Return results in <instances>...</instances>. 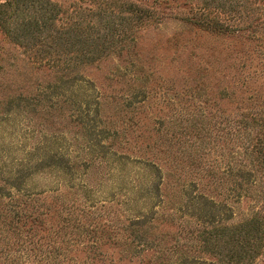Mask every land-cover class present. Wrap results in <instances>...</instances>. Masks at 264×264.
<instances>
[{"label": "rangeland", "instance_id": "obj_1", "mask_svg": "<svg viewBox=\"0 0 264 264\" xmlns=\"http://www.w3.org/2000/svg\"><path fill=\"white\" fill-rule=\"evenodd\" d=\"M0 264H264V0H0Z\"/></svg>", "mask_w": 264, "mask_h": 264}, {"label": "trees", "instance_id": "obj_2", "mask_svg": "<svg viewBox=\"0 0 264 264\" xmlns=\"http://www.w3.org/2000/svg\"><path fill=\"white\" fill-rule=\"evenodd\" d=\"M49 18L50 17H48V19ZM39 19H41V17H39V15H37L33 18H28L25 20L24 25L26 27V30H29V32H31L30 34H33V35L28 36L31 40L44 42L46 40L47 36L42 35L41 32H39V31H43L44 28L46 29L48 27V23H47V21H44V23L41 26V22L38 21ZM195 22L198 23L199 25L203 26L204 28L212 30V31L228 32L231 30V28L229 26L225 25L221 20H217L215 18H213V19H196ZM43 26H45V27H43ZM23 34H25V33H23ZM250 146H251V144H250ZM252 151H251V154H252ZM253 153H254V151H253ZM135 221H136V223L142 222V220L140 218L135 219ZM247 237L250 238L249 236H247Z\"/></svg>", "mask_w": 264, "mask_h": 264}]
</instances>
